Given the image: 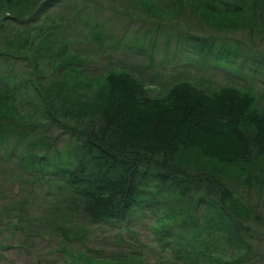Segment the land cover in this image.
Segmentation results:
<instances>
[{"label": "trees", "instance_id": "obj_1", "mask_svg": "<svg viewBox=\"0 0 264 264\" xmlns=\"http://www.w3.org/2000/svg\"><path fill=\"white\" fill-rule=\"evenodd\" d=\"M50 1L0 0V166L26 190L0 211V257L16 239L31 247L42 236L60 253L58 264H140L133 252L102 257L87 244L97 225L128 228L147 218L169 254L154 264H256L264 107L253 91L180 76L157 94L129 67L90 75L75 65L69 36L51 30L57 19L44 25ZM137 1L159 18L188 11L210 24L247 25L264 8V0ZM180 42L177 52L190 54L202 45ZM16 62L26 64L23 76ZM137 64L139 75H154L151 61Z\"/></svg>", "mask_w": 264, "mask_h": 264}, {"label": "rangeland", "instance_id": "obj_2", "mask_svg": "<svg viewBox=\"0 0 264 264\" xmlns=\"http://www.w3.org/2000/svg\"><path fill=\"white\" fill-rule=\"evenodd\" d=\"M142 1L146 5H159L157 0ZM49 3L42 17L44 25L57 19L58 27L51 30L69 36V51L80 57L75 65H81L90 75H101L109 67H129L141 79H146L157 94L164 91L174 77L180 76L205 86L232 83L253 91L258 105L264 107V8L261 6L256 14L250 11L254 15L251 19L255 21L232 25L221 20L219 24L197 20L188 11L180 20L175 18L182 13H163L159 18L144 10L137 0H52ZM99 29L103 32L102 40L95 37ZM182 36L194 37L202 45L193 47L191 54L177 52ZM142 51L150 58H144ZM150 61L154 67L149 71L154 75H148L145 68L138 70L140 76L135 70L137 63ZM45 62L41 61V64ZM44 66L50 67L47 63ZM2 68L3 72L7 71L5 65ZM14 70L23 76L27 71L26 64L16 62ZM200 72H205L206 78L197 76ZM50 73L47 68V74ZM27 108L19 105L20 111ZM14 176L8 167L0 166V190L6 191L0 194V211L9 202L14 204L21 200L25 194V186H21L18 179L14 181ZM34 191L37 192L38 187ZM153 225V219L147 218L128 228L108 223L97 225L87 246L102 257L125 255L130 251L138 254L136 257L142 256L140 264L158 263L163 258L169 259V254L154 241ZM260 234H264V229ZM50 242L49 238L40 236L34 245L24 247L17 244L16 239L14 248L4 251L5 258L0 257V264H58L60 253ZM261 251L262 256L256 264H264V245Z\"/></svg>", "mask_w": 264, "mask_h": 264}]
</instances>
